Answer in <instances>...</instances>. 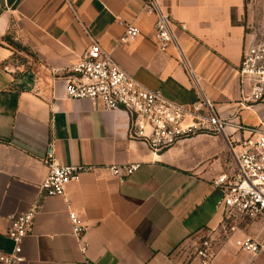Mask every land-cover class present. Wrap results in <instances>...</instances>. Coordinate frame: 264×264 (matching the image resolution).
Listing matches in <instances>:
<instances>
[{
    "label": "crops",
    "instance_id": "0c3cea01",
    "mask_svg": "<svg viewBox=\"0 0 264 264\" xmlns=\"http://www.w3.org/2000/svg\"><path fill=\"white\" fill-rule=\"evenodd\" d=\"M174 25L175 47L154 43L156 16L144 0H0V253H10L12 217L37 209L22 264H200L195 249L213 236L211 264H264L240 251L256 226L225 238L222 193L213 181L233 166L226 137L200 135L155 154L129 135L123 111L66 99L69 69L94 44L149 91L189 106L210 101L222 117L242 101L238 76L248 42L241 18L250 0H158ZM134 24L138 39L121 43ZM185 27V30L181 29ZM264 123V100L246 104ZM230 133L232 130L229 131ZM52 153L64 165L95 166L63 197H44ZM140 164L125 181L104 168ZM87 231L72 234L69 211ZM87 251H81V244Z\"/></svg>",
    "mask_w": 264,
    "mask_h": 264
},
{
    "label": "built area",
    "instance_id": "2783aa9c",
    "mask_svg": "<svg viewBox=\"0 0 264 264\" xmlns=\"http://www.w3.org/2000/svg\"><path fill=\"white\" fill-rule=\"evenodd\" d=\"M145 9L156 16L154 43L161 52L175 47L180 55L181 48L175 36V25L158 0H144ZM125 29L121 43H131L140 36L134 24L119 21ZM185 30L184 26H181ZM65 95L71 101H100L105 111H123L129 118L131 140L146 146L155 154L164 153L185 139L200 135L226 137L233 166L221 174L213 184L222 193L220 206L223 208L221 230L230 238L239 229V224L250 223L261 234L246 236L236 241V247L257 256L264 251V123L248 128L239 120V112L248 109L246 104H257L264 96V48L250 45L243 52L238 69L242 101L237 111L222 117L214 105L204 99L189 106L181 105L161 92L149 91L128 73L116 66L110 55L100 45L89 47L78 63L69 69ZM232 130L230 133L229 131ZM48 175L40 186L44 197H63L66 188L78 182L85 174L96 172L99 167L64 165L58 163L50 153L45 159ZM141 168V165H111L104 169L125 181ZM37 209L11 218L7 237L13 243L10 253H0V264H22L23 241L33 233ZM72 234L83 239L87 228L80 215L69 211ZM213 236L202 238L196 249L195 259L200 264H211L215 258ZM81 251L87 246L82 243Z\"/></svg>",
    "mask_w": 264,
    "mask_h": 264
},
{
    "label": "rangeland",
    "instance_id": "374dc122",
    "mask_svg": "<svg viewBox=\"0 0 264 264\" xmlns=\"http://www.w3.org/2000/svg\"><path fill=\"white\" fill-rule=\"evenodd\" d=\"M241 23L245 27L248 42L257 48H264V0H250L241 18ZM262 100H264V96ZM261 102V100L258 101V103ZM242 121L247 125H258V117L251 109L245 110ZM238 226V230H244V228L251 226V224L241 223Z\"/></svg>",
    "mask_w": 264,
    "mask_h": 264
},
{
    "label": "trees",
    "instance_id": "16d2710c",
    "mask_svg": "<svg viewBox=\"0 0 264 264\" xmlns=\"http://www.w3.org/2000/svg\"><path fill=\"white\" fill-rule=\"evenodd\" d=\"M247 1V0H246Z\"/></svg>",
    "mask_w": 264,
    "mask_h": 264
}]
</instances>
